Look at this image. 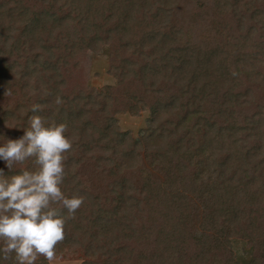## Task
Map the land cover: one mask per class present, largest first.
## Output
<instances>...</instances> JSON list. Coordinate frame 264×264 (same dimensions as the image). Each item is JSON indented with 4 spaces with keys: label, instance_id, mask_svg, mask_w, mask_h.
Wrapping results in <instances>:
<instances>
[{
    "label": "trees",
    "instance_id": "1",
    "mask_svg": "<svg viewBox=\"0 0 264 264\" xmlns=\"http://www.w3.org/2000/svg\"><path fill=\"white\" fill-rule=\"evenodd\" d=\"M89 54L108 58L116 84L82 88ZM33 104L67 125L62 190L84 196L56 258L264 264V0H0V133L22 136ZM144 111L138 135L122 129L119 115ZM145 135L166 144L164 177L140 168L139 185L119 174ZM86 159L112 178L107 191L78 167Z\"/></svg>",
    "mask_w": 264,
    "mask_h": 264
},
{
    "label": "clouds",
    "instance_id": "2",
    "mask_svg": "<svg viewBox=\"0 0 264 264\" xmlns=\"http://www.w3.org/2000/svg\"><path fill=\"white\" fill-rule=\"evenodd\" d=\"M40 110L32 105L33 115L27 127H20L19 138L0 133V161L13 173L0 168V264L10 258L15 264H35L40 256L53 264L67 220L84 202L83 195L62 190L65 153L74 143L67 125L48 121ZM29 160L33 167H17Z\"/></svg>",
    "mask_w": 264,
    "mask_h": 264
},
{
    "label": "rangeland",
    "instance_id": "3",
    "mask_svg": "<svg viewBox=\"0 0 264 264\" xmlns=\"http://www.w3.org/2000/svg\"><path fill=\"white\" fill-rule=\"evenodd\" d=\"M78 82L82 86L83 89L90 90L92 88L100 87L103 85H114L117 82V79L114 75L109 73L108 71V58L101 54H89L84 63V69L80 72L78 76ZM148 116V111H144L139 115L132 114H121L119 115L120 125L123 130H130L134 135H138L141 128L146 126V119ZM176 138L178 135L175 136ZM166 144L164 141L152 140L148 135H145L139 141L137 147V163L135 167H131L122 171L119 176H127L129 180L131 179L133 182L137 184H141L144 181L145 176L140 171V168H147V172L151 171V174L160 173L164 177V172L158 167L156 168L154 165L159 163V155L161 154L163 147L165 148ZM161 151V152H160ZM167 151V150H166ZM167 156H172L174 158V154H171L169 151L166 152ZM202 160H198L199 166ZM78 167L82 171H84L91 179V183L94 188L98 191H107L109 189V185L112 182V178L109 177L107 173L103 171L102 168H98L93 164L91 160H82L79 162ZM155 167V168H154ZM207 181V176L204 174L201 177V182L205 183ZM167 184V183H166ZM204 190L201 189V193ZM192 194L193 198L197 201H201L200 192L194 191L191 189L188 196ZM185 214V213H184ZM181 218L189 222H193L196 219L195 214H185L181 215ZM216 230V229H214ZM212 231V229H211ZM233 250L236 253L237 259H241L244 256L245 252V241L233 238ZM80 260L71 257V255H67V257H57L53 264H79Z\"/></svg>",
    "mask_w": 264,
    "mask_h": 264
}]
</instances>
